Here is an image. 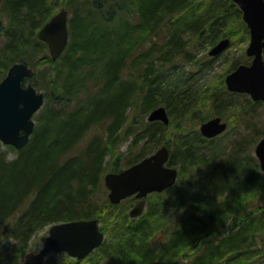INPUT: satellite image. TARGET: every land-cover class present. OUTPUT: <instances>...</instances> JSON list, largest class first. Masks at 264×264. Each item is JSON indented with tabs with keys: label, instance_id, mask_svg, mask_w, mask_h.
Returning <instances> with one entry per match:
<instances>
[{
	"label": "trees",
	"instance_id": "1",
	"mask_svg": "<svg viewBox=\"0 0 264 264\" xmlns=\"http://www.w3.org/2000/svg\"><path fill=\"white\" fill-rule=\"evenodd\" d=\"M61 5L69 12V42L53 60L38 31ZM0 8L8 19L0 20V80L15 62L34 67L35 74L46 65L52 85L46 98L54 103L40 113L25 146L7 145L14 157H8L0 141V264L20 263L32 237L45 227L82 218H98L107 234L103 243L82 260L52 251L43 264H264V203L249 207L264 194V171L244 155L251 140L256 143L264 132L237 141L221 157L214 145L218 136L207 138L185 124L199 92L166 80L165 74L183 59L196 62L195 46L216 42L231 23L244 20L238 4L2 0ZM35 74L25 82L34 86ZM212 102L222 117L234 103L221 92L213 93ZM247 103V111L252 105L264 107L263 101L249 98ZM160 105L168 110L170 126L181 124L174 144L165 139L169 125L147 119ZM131 107L144 116L137 130L132 124L139 114L126 123ZM124 125L137 149L126 156V166L166 144L169 163L179 169L176 184L149 194L137 217L129 213L133 196L117 204L95 198L107 168L108 141ZM121 168L115 162L113 171ZM186 187H196L192 198H186ZM229 187V198L219 199Z\"/></svg>",
	"mask_w": 264,
	"mask_h": 264
},
{
	"label": "water",
	"instance_id": "2",
	"mask_svg": "<svg viewBox=\"0 0 264 264\" xmlns=\"http://www.w3.org/2000/svg\"><path fill=\"white\" fill-rule=\"evenodd\" d=\"M243 12V19L249 27L250 42L246 54L252 57L250 64L242 63L226 75L227 89L232 92L249 94L255 101L264 102V0H233ZM1 2V0H0ZM69 12L62 7L38 31L41 40L48 44L49 53L56 60L69 42ZM230 44V38L221 39L209 51L218 55ZM34 68L24 62L12 64L0 80V141L17 149L29 141L34 128V115L43 106L44 93L26 78L34 75ZM148 119L170 123L167 108L160 105L152 109ZM227 121L217 115L203 121L199 130L207 138L223 133ZM255 153L264 171V137L255 146ZM170 150L167 145L140 161L120 170L104 175L112 203L135 195L137 203L131 208V217L140 216L146 205V197L152 192H163L173 186L179 176L177 167L167 164ZM105 239L98 218H82L54 223L41 237L42 246L37 251H28L19 264H43L52 252H66L79 260L84 259L98 248Z\"/></svg>",
	"mask_w": 264,
	"mask_h": 264
},
{
	"label": "rangeland",
	"instance_id": "3",
	"mask_svg": "<svg viewBox=\"0 0 264 264\" xmlns=\"http://www.w3.org/2000/svg\"><path fill=\"white\" fill-rule=\"evenodd\" d=\"M62 5L56 10H60ZM7 15L4 14L3 10L0 8V20H3V23H7L8 19ZM246 23L244 20H237L231 23L225 30V34L222 35L216 42L208 43L205 42L199 46H195L193 49V53L196 54V62L189 63L185 62V59L182 61H178L176 64L178 67H174L172 71H168L166 74V80H171L179 84V86L189 87L190 91H197L199 92V103L197 107H195L194 114L191 115V118L187 119L185 124H191L199 129V126L202 121L215 116V109L213 107L212 102V95L215 92H221L222 97H225L233 103V107H225L223 118L228 122L227 130L218 135V138L215 140L216 147L220 148L217 150L221 157L228 156L230 150L236 145L237 141L241 139H250L253 137L256 131L264 132V107L258 105L250 106V109L247 111V100L250 98L253 100L249 94L247 93H239V92H232L227 89L226 85V75L233 70L232 64L235 61H240L241 63H250L251 57L246 54V48L250 42V33L249 31L246 32ZM228 34V36L226 35ZM139 34L138 37H140ZM228 37L230 38L229 46L223 50L217 56H211L209 51L213 48V46L222 38ZM4 42V37L0 38V44L2 45ZM213 59L209 64L205 62L210 58ZM1 72V70H0ZM50 72L51 69L46 65H41L36 70V74L34 77V86L37 90L42 91L45 94V103L43 107L34 115L35 122L37 124L38 116L40 113L49 106H53V99L50 97V101L46 98V94L48 92H52V85L50 84ZM254 101V100H253ZM57 106L62 107L61 104H57ZM131 107L126 111V115L128 119L126 123L128 124L130 121L133 120L135 114H139L138 118V125L132 124V127L137 130L142 120L144 119L143 114H141L137 110H132ZM43 112L41 114H43ZM150 113V112H149ZM149 115V114H148ZM148 119V116H147ZM175 123V122H174ZM176 124L170 126L167 129L165 139H170L171 142L174 144L177 140L175 138L178 131V126L181 124ZM183 124V125H185ZM167 125V126H168ZM189 126V125H188ZM126 127H124L118 132V137L110 142L108 141L107 144V155L105 158L104 167H107L101 177V183L95 192V198L97 203L103 201L105 198L108 199L109 190L104 182V175L109 171H113L115 162L119 166L126 167L125 165V158L127 155H130L132 152H136L137 149L132 145L133 135L128 136L126 132ZM200 131V130H199ZM251 140V139H250ZM258 141V140H257ZM256 141V143H257ZM256 143L252 144V140L247 147V150L244 152V155H248L251 157L252 163L258 162L259 160L255 154V145ZM162 145V144H161ZM13 146V145H12ZM4 150H8V157L12 158L15 156L14 151L9 148L7 145H2ZM159 147V146H158ZM157 147V148H158ZM207 147H210L208 144ZM157 148L153 149L151 153H153ZM152 148L149 147V151ZM208 152H212L211 149H208ZM120 159V160H118ZM170 165L175 166L176 164L169 163ZM125 165V166H124ZM177 166V165H176ZM260 166V165H259ZM262 171V170H261ZM197 187V186H196ZM185 188L186 198H190L193 194H195V188ZM231 192L230 187L224 193H227L226 198H229V194ZM154 194L151 195L148 200H152ZM248 196L247 198H249ZM192 198V197H191ZM135 203V202H134ZM264 203V194L258 196L252 202H250L249 207H254L256 205H261ZM103 225V224H101ZM48 231V226L44 229L40 230L35 236L32 237L29 245V251H37L42 246L41 236L46 234ZM107 235V234H105ZM5 240H2L1 243H4ZM64 258L61 257V260Z\"/></svg>",
	"mask_w": 264,
	"mask_h": 264
},
{
	"label": "clouds",
	"instance_id": "4",
	"mask_svg": "<svg viewBox=\"0 0 264 264\" xmlns=\"http://www.w3.org/2000/svg\"><path fill=\"white\" fill-rule=\"evenodd\" d=\"M226 195H227V193H223V194H221L218 198H219V199H224Z\"/></svg>",
	"mask_w": 264,
	"mask_h": 264
},
{
	"label": "bare ground",
	"instance_id": "5",
	"mask_svg": "<svg viewBox=\"0 0 264 264\" xmlns=\"http://www.w3.org/2000/svg\"><path fill=\"white\" fill-rule=\"evenodd\" d=\"M225 121H227V120H225ZM228 123V122H227ZM258 142V141H257ZM257 144V143H256Z\"/></svg>",
	"mask_w": 264,
	"mask_h": 264
}]
</instances>
